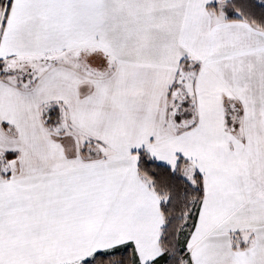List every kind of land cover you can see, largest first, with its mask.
I'll return each mask as SVG.
<instances>
[{"label":"snow or ice","instance_id":"1","mask_svg":"<svg viewBox=\"0 0 264 264\" xmlns=\"http://www.w3.org/2000/svg\"><path fill=\"white\" fill-rule=\"evenodd\" d=\"M0 264H264V0H0Z\"/></svg>","mask_w":264,"mask_h":264}]
</instances>
